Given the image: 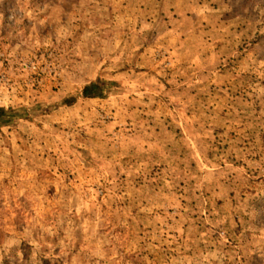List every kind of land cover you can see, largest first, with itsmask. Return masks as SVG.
Here are the masks:
<instances>
[{"label": "rangeland", "instance_id": "rangeland-1", "mask_svg": "<svg viewBox=\"0 0 264 264\" xmlns=\"http://www.w3.org/2000/svg\"><path fill=\"white\" fill-rule=\"evenodd\" d=\"M38 104L0 264H264V0H0V106Z\"/></svg>", "mask_w": 264, "mask_h": 264}, {"label": "trees", "instance_id": "trees-1", "mask_svg": "<svg viewBox=\"0 0 264 264\" xmlns=\"http://www.w3.org/2000/svg\"><path fill=\"white\" fill-rule=\"evenodd\" d=\"M119 83L115 80L103 79L96 80L86 84L82 90L81 95L86 98H107L113 92L116 91ZM65 103V101H64ZM56 104H38L32 107H6L0 106V130L5 127H10L16 124L19 120L27 118L30 115L34 116L38 112H47L48 110L54 108Z\"/></svg>", "mask_w": 264, "mask_h": 264}]
</instances>
